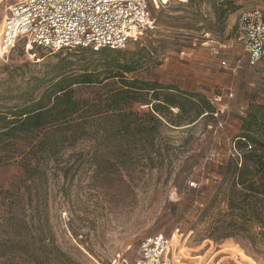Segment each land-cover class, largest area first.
<instances>
[{
	"label": "rangeland",
	"instance_id": "374dc122",
	"mask_svg": "<svg viewBox=\"0 0 264 264\" xmlns=\"http://www.w3.org/2000/svg\"><path fill=\"white\" fill-rule=\"evenodd\" d=\"M223 1L150 6L155 29L121 50L137 54L152 47L149 63L130 77L205 97L218 111L215 120L155 130L149 108L136 106L137 128L128 138L98 106L107 89H81L77 97L89 109L67 121L73 128L47 127L18 140L0 167V264H108L117 256L132 261L140 243L156 235L174 238L172 247L185 264H264L258 227L249 230L236 220L234 238L216 243L205 238L204 222L196 217L208 206L198 199L202 187L214 192L219 185L214 175L205 180V164L216 167L229 155L223 152L238 135V118L248 105H264V58L249 66L233 39L239 13L251 7L230 0L238 10L218 19ZM13 3L1 4L0 25L5 6ZM91 51L52 53L16 44L0 55V112L22 105L28 89L43 81L101 69L102 60ZM71 129L73 137L59 135L54 150L38 151L46 132ZM215 208L217 214L226 207Z\"/></svg>",
	"mask_w": 264,
	"mask_h": 264
},
{
	"label": "trees",
	"instance_id": "16d2710c",
	"mask_svg": "<svg viewBox=\"0 0 264 264\" xmlns=\"http://www.w3.org/2000/svg\"><path fill=\"white\" fill-rule=\"evenodd\" d=\"M194 1L189 0L191 6ZM196 1L200 3L203 0ZM221 4L218 19L238 10L230 0ZM91 52H97L102 60L101 69L94 67L89 73L77 75L60 74L54 80L43 81L28 89V99L22 105L6 113L0 112V167L8 162L9 148L18 140L39 134L47 127L57 129L67 125L68 129L73 128L67 121L81 117V112L89 109V102L77 97L83 88L107 89L98 106L104 113L115 117V127L130 133L128 138H134L130 131L137 128L133 120L138 117V113L133 111L136 106L149 108L148 114L155 130L162 124L182 128L215 120L218 111L205 97L130 77L149 63L152 47H145L137 54L108 49ZM101 74L105 76L103 79H99ZM37 91L38 96L34 97ZM238 120V135L223 152H229V155L216 167L207 163L204 166L205 180L210 175L216 176L219 178L216 182L218 187L214 192L202 187L203 192L198 198L208 206L198 211L196 217L198 222H204L205 238L216 243L234 238L232 224L236 220H242L249 230L258 227V235L264 239V105L251 102ZM71 130L70 134L61 133V130L46 132L37 146L38 151L44 147L54 150L59 135L73 137L76 130ZM22 166L26 168V165ZM217 203H224L226 208L216 214Z\"/></svg>",
	"mask_w": 264,
	"mask_h": 264
},
{
	"label": "built area",
	"instance_id": "2783aa9c",
	"mask_svg": "<svg viewBox=\"0 0 264 264\" xmlns=\"http://www.w3.org/2000/svg\"><path fill=\"white\" fill-rule=\"evenodd\" d=\"M168 4L170 0H14L1 22L0 55L8 54L20 42L26 49L30 46L52 53L121 51L143 32L155 29L150 6L159 9ZM204 36L209 38L210 34ZM233 39L247 56L248 65H257L264 58V10L241 12ZM171 242L163 235L147 237L134 260L117 256L108 264H185Z\"/></svg>",
	"mask_w": 264,
	"mask_h": 264
},
{
	"label": "crops",
	"instance_id": "0c3cea01",
	"mask_svg": "<svg viewBox=\"0 0 264 264\" xmlns=\"http://www.w3.org/2000/svg\"><path fill=\"white\" fill-rule=\"evenodd\" d=\"M4 1H6V0H0V6H1V4H3ZM244 3L249 5L251 7L250 9L261 8L264 10V0H245ZM5 9H7V6H5ZM5 13H6V10H5Z\"/></svg>",
	"mask_w": 264,
	"mask_h": 264
},
{
	"label": "bare ground",
	"instance_id": "6f19581e",
	"mask_svg": "<svg viewBox=\"0 0 264 264\" xmlns=\"http://www.w3.org/2000/svg\"><path fill=\"white\" fill-rule=\"evenodd\" d=\"M2 22V21H1ZM0 27H1V25H0ZM30 47V46H29ZM172 241H174V238L172 239ZM191 264H193V263H191Z\"/></svg>",
	"mask_w": 264,
	"mask_h": 264
}]
</instances>
